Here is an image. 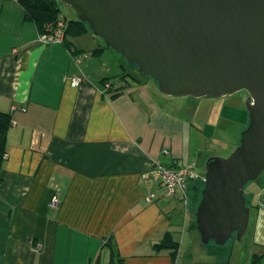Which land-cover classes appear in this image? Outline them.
Returning a JSON list of instances; mask_svg holds the SVG:
<instances>
[{"label": "crops", "instance_id": "crops-1", "mask_svg": "<svg viewBox=\"0 0 264 264\" xmlns=\"http://www.w3.org/2000/svg\"><path fill=\"white\" fill-rule=\"evenodd\" d=\"M19 1L0 0V113L12 117L0 184V264H108L113 251L125 264H174L168 251L153 249L168 232L180 251L188 245L176 264L231 259L230 248L194 252L197 233L175 221L180 197L152 178L157 164L194 162L176 104L149 83L119 91L106 78L97 85L90 65L102 56L91 55L100 42L74 40L84 51L75 58L63 45L43 43ZM78 75L85 80L74 88ZM54 197L57 209L49 206ZM251 210L245 238L263 264L264 211Z\"/></svg>", "mask_w": 264, "mask_h": 264}, {"label": "water", "instance_id": "water-1", "mask_svg": "<svg viewBox=\"0 0 264 264\" xmlns=\"http://www.w3.org/2000/svg\"><path fill=\"white\" fill-rule=\"evenodd\" d=\"M106 47L166 96L246 91L248 127L228 158H210L196 211L203 245L246 236V187L264 172V0H61Z\"/></svg>", "mask_w": 264, "mask_h": 264}, {"label": "rangeland", "instance_id": "rangeland-1", "mask_svg": "<svg viewBox=\"0 0 264 264\" xmlns=\"http://www.w3.org/2000/svg\"><path fill=\"white\" fill-rule=\"evenodd\" d=\"M58 7L62 22L66 21L68 23L77 18L75 11L70 6L62 3L61 0H58ZM92 39L99 41L101 47H106V43L101 38L92 35L84 37L81 41L82 43H91ZM86 57L87 55L82 56L80 60H85ZM92 61L90 72L93 74V80L97 81V85L99 86H101L100 81L106 78L111 85L117 88L123 85L118 76L124 73H133L140 81V83H136L137 85L146 86V83H149L158 88V84L153 79H147L142 76L134 64L129 63L123 56L113 50H106L100 58L92 59ZM158 93L161 99L175 103L176 108L174 111H178L185 120L186 148L187 150L188 147L191 148V158L194 159L193 161L197 165V172L205 173V167L210 158H228L238 147L241 133L248 127L250 121V114L247 109L249 94L246 91H241L220 99H214L212 97L199 99L194 97H174L166 96L161 91ZM263 184L264 172L257 181L246 187V198L253 208H256L258 205L259 194ZM172 200L175 201V199ZM176 203L179 202L176 200ZM177 206L179 207L176 211V223L189 224L190 218L185 221L184 207L182 204H177ZM189 208L192 214L191 219H194L196 207L191 204ZM197 237L199 238V247L194 252L201 254V249L204 245L198 234ZM212 244L214 245L213 247H219L214 243ZM187 246L186 243L182 250L187 252ZM229 248L232 249V257L231 259H226L221 264H228V261H230V264H252L251 259L255 251L253 245L247 241V238H244L241 242L236 238L234 241L231 240L227 245L222 247V249ZM182 250L181 252L183 253ZM184 255L181 254L182 257ZM183 262L182 260L181 264H184Z\"/></svg>", "mask_w": 264, "mask_h": 264}, {"label": "trees", "instance_id": "trees-1", "mask_svg": "<svg viewBox=\"0 0 264 264\" xmlns=\"http://www.w3.org/2000/svg\"><path fill=\"white\" fill-rule=\"evenodd\" d=\"M19 2L22 5L23 10H24V20L27 22L34 23L37 26L38 31L41 34H50V33L55 32V30L57 29L58 23L62 22V20L60 19V9L58 7V0H20ZM64 24H65V27L63 28V31H62V33L64 34V42L63 44H59V45H63L68 50H70L71 54L75 58L76 56H78V54L83 53L84 51L82 50L78 51L74 47V43H75L74 40L79 39L84 36H88V35L94 36V35L90 31L89 26L83 22L78 21L77 18L75 20L69 21L68 23H66L65 21ZM106 50H111V49L107 47H98L94 51L91 52V55L93 57H98L102 55V53L105 52ZM136 68L138 69L137 66ZM144 77L147 79L149 78L146 76ZM118 78L121 79L123 85L121 86L120 89H117L116 91L123 90V89L125 90L128 88V86L132 85L133 83L135 84L140 83L138 78L133 73H130V74L124 73L121 76H118ZM105 80L109 81L107 79ZM11 127H12V117L8 114L0 113V184L2 182V178H1L2 167H3L5 157L7 154V137H8V133ZM182 167H179L178 165L173 164L171 168L177 169V168H182ZM201 175L205 176V173H202ZM160 185L162 186L161 183ZM203 188H204V182L202 180H194L193 182H189V191H188L189 201H188L187 207L186 205H184V197L180 193H177L176 195H170L168 190L165 188L168 195L180 197L181 204L185 209L184 210L185 221H187L188 218H191L192 216V214L190 213L191 209L189 208V206H191V204L193 206L195 205L196 208L194 211V219H190L188 230L195 231L197 234L198 232H197V226H196V211L201 201V194H202ZM247 203H248V206L252 209L253 207L250 206V202L248 201V199H247ZM234 239H236V237H234ZM209 245H213V244L211 243ZM204 247L206 246L204 245ZM153 249L156 252H162L163 250L168 251L171 257L172 263L174 264L177 263L179 254L181 253L180 243L174 241L173 235L170 232L166 233L164 239L161 242L156 243L153 246ZM112 255H113V259L108 264H125L124 259L119 254L113 251ZM261 261H262V256L258 257L254 255V257H252L251 259L252 264H262ZM96 264H102V263L98 261Z\"/></svg>", "mask_w": 264, "mask_h": 264}, {"label": "built area", "instance_id": "built-area-1", "mask_svg": "<svg viewBox=\"0 0 264 264\" xmlns=\"http://www.w3.org/2000/svg\"><path fill=\"white\" fill-rule=\"evenodd\" d=\"M65 27L64 22H59L55 32L50 34H42L41 41L46 44H63L64 34L62 33ZM85 80L84 75H78L71 78V85L74 88H79ZM196 163L192 162L184 165L182 168H167L161 164H157L153 170L152 178L160 182L165 187L170 195L180 193L184 197V205L188 204L189 182L194 180H204V176L196 171ZM179 191V192H178ZM60 205V200L57 197L52 198L51 208L57 209ZM257 208L264 211V185L261 187Z\"/></svg>", "mask_w": 264, "mask_h": 264}]
</instances>
